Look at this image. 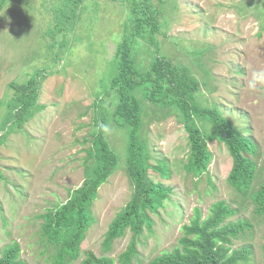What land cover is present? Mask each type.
Returning <instances> with one entry per match:
<instances>
[{
    "label": "rangeland",
    "instance_id": "1",
    "mask_svg": "<svg viewBox=\"0 0 264 264\" xmlns=\"http://www.w3.org/2000/svg\"><path fill=\"white\" fill-rule=\"evenodd\" d=\"M149 1L158 9L161 27L155 38L161 52L173 62L187 65L197 79L204 78L206 83L198 90L199 102L219 107L257 144V154L248 155L256 162L253 186L257 188L264 180V0ZM0 2V123L5 103L14 93L11 83H22L35 71L45 74L38 98L45 107L21 128L7 133L0 143V246L14 239L26 264H49L48 253L42 252V219L38 214L63 202L68 190L84 179L95 106L104 103L110 110L114 106L110 95L103 96L101 102L97 99L98 80L123 36L129 1L81 0L69 19L71 24L69 20L57 21L59 0ZM200 48L204 51L197 59L192 51ZM148 55L147 49L138 48L136 61L147 63ZM198 61L209 71L207 76ZM138 97L152 157L167 159L172 176L165 182L172 185V191L157 212H150L152 230L144 228L137 244L139 254L132 264H149L154 255L171 249L194 207L203 218L211 203L220 199L237 209L227 220L248 218L252 223V229L232 240L231 248L249 244L252 258L247 264H264V219L253 212L250 199L228 183L231 156L225 144L215 139L208 142L212 152L208 172L195 178L183 168L188 141L180 115L158 108L140 93ZM105 135L120 160L98 189L92 204L95 221L80 256L91 250L96 255L112 256L119 264L117 255L125 249L131 232L127 229L116 238L108 251L101 242L109 221L129 200L133 186L124 164L126 130L110 121ZM153 158L149 161L152 165ZM149 175L156 179L151 169Z\"/></svg>",
    "mask_w": 264,
    "mask_h": 264
},
{
    "label": "trees",
    "instance_id": "2",
    "mask_svg": "<svg viewBox=\"0 0 264 264\" xmlns=\"http://www.w3.org/2000/svg\"><path fill=\"white\" fill-rule=\"evenodd\" d=\"M127 1L130 15L124 22L123 36L108 61L109 66L98 80L100 87L96 95L100 102L103 96L110 95L114 106L111 110L104 103L95 106L93 129L88 138L90 144L86 149L84 179L79 186L68 190L63 202L38 214L42 219V252L48 253L49 264H73L77 260V264H115L112 256L96 255L91 250H84L82 258L80 256L81 245L95 221L93 201L100 185L116 169L120 160V154L110 146L105 135L110 121L126 130L124 164L133 192L109 221L101 242L103 250L111 249L114 240L128 229L131 232L129 241L117 255V261L119 264H132V259L139 254L137 244L144 228L152 230L154 221L150 212H157L169 198L172 185L167 184L165 179L171 178L172 170L167 159L152 157L138 93L158 108L170 109L180 115L187 132L188 151L183 168L188 174L195 178L206 174L212 159L208 142L214 139L223 142L231 156V167L226 177L228 183L243 197L249 198L254 205L253 212L264 219V180L254 188L257 166L248 156L257 154V144L231 123L219 107L204 106L199 102L198 90L200 84L206 83L204 78L197 79L187 65L175 63L161 52L155 38L161 27L157 19L158 9L149 0ZM80 2L59 0L55 7L57 21L71 19ZM71 22L69 20V24ZM48 45L51 47L53 43ZM138 48L147 49V63L136 61ZM203 51L200 48L192 52L198 59ZM197 65L204 68L206 76L209 74L202 62L198 61ZM43 72L35 71L22 83H11L14 93L5 103L4 120L0 123V143L7 133L21 128L25 121L45 107L38 101L39 86L45 77ZM152 158L154 165L149 162ZM150 169L154 171L156 179L150 177ZM236 212L237 209L224 199L212 202L203 218L200 209L194 207L189 221L181 226L182 234L176 245L154 255L149 264L249 263L252 258L251 245L230 246L240 233L252 229L248 218L227 220ZM261 256L264 260V242L261 244ZM0 264H26L21 257L18 241L13 239L0 246Z\"/></svg>",
    "mask_w": 264,
    "mask_h": 264
},
{
    "label": "clouds",
    "instance_id": "3",
    "mask_svg": "<svg viewBox=\"0 0 264 264\" xmlns=\"http://www.w3.org/2000/svg\"><path fill=\"white\" fill-rule=\"evenodd\" d=\"M258 75V74H257Z\"/></svg>",
    "mask_w": 264,
    "mask_h": 264
}]
</instances>
